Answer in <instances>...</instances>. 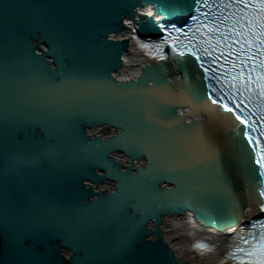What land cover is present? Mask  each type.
Segmentation results:
<instances>
[{
    "label": "water",
    "instance_id": "1",
    "mask_svg": "<svg viewBox=\"0 0 264 264\" xmlns=\"http://www.w3.org/2000/svg\"><path fill=\"white\" fill-rule=\"evenodd\" d=\"M192 3L0 0V264H187L166 215L190 212L192 235L248 221L258 170L208 97L226 85L171 50L115 72L134 34Z\"/></svg>",
    "mask_w": 264,
    "mask_h": 264
},
{
    "label": "snow or ice",
    "instance_id": "2",
    "mask_svg": "<svg viewBox=\"0 0 264 264\" xmlns=\"http://www.w3.org/2000/svg\"><path fill=\"white\" fill-rule=\"evenodd\" d=\"M205 0H195L196 11H200V5L204 4ZM247 7L257 8L260 12V20L262 21L259 24H255L254 21L249 20L247 23L250 25L247 32V37L242 39L245 36L244 33L239 32L237 30H233V34L235 37V44L239 45V56H246V59L240 60V71L236 72L231 76V80L234 81V84H230V87H236L239 85L240 88L247 90L249 92L255 91L258 92V98L264 101V60H260L259 64H256L257 57L260 55H264V0H258V2H253L251 4H246ZM191 19L193 21H198V16H192ZM206 28L209 32L219 31L218 29L211 28L206 24H200L197 28V31L200 29ZM255 29H258L256 31ZM135 31V29H133ZM184 35V39L188 42L185 43L184 40H180L178 38H174L172 32L164 37L159 43L149 44L141 42L137 39L138 46L143 49L147 55L152 56L154 59H167V54L163 51L165 46H168L172 52V54L179 56L181 58L186 55H191L199 62V67L203 69L205 73H208L210 69L205 67V64L201 58L197 54L196 50H193L192 40L189 39L187 33H183V30H179ZM226 47L231 48L232 44L229 43ZM253 48L259 49L258 52L253 54ZM205 55H213L212 52L204 49ZM232 53H229L231 55ZM228 63L232 64L233 71H235L237 65L235 61H229L227 56L223 57ZM213 63L216 62V58L214 57ZM251 64V67H248L247 71H245V66ZM257 67L260 71L257 73ZM257 73L256 75H253ZM227 75V73H226ZM207 79L216 80L217 77H206ZM207 88L210 90L208 93V97L211 99L213 104H218L225 112L232 113L235 118L240 121L241 125H245L246 127L243 129V133L246 136L248 143L251 145L253 151L255 152L254 163L259 166L261 174L264 175V144L260 143V137H253L251 132L257 131L256 121H252L249 119H244L241 117L240 112L243 111L241 108V104L237 103L234 107H230L227 103V100H234L235 97L221 96L216 87H213L211 83L207 85ZM239 91V88L237 89ZM215 94V95H213ZM219 96V99L216 97ZM250 99V97H249ZM260 107V105H258ZM260 123L264 124V115L260 116ZM251 129V132L249 131ZM260 136H264V131L260 132ZM259 196L261 199V210L264 211V186L259 189ZM252 228L257 229V231H252L249 229L248 236L242 237L240 244H238L234 251L231 253V257L233 260L237 262V264H264V222L254 221L252 223ZM246 245L247 247H245ZM198 251L204 252L209 250L207 245L203 243H195L192 246Z\"/></svg>",
    "mask_w": 264,
    "mask_h": 264
},
{
    "label": "bare ground",
    "instance_id": "3",
    "mask_svg": "<svg viewBox=\"0 0 264 264\" xmlns=\"http://www.w3.org/2000/svg\"><path fill=\"white\" fill-rule=\"evenodd\" d=\"M144 8L148 11L151 10V6L149 5ZM127 21L131 23L133 22L129 18H127ZM127 34H129L128 29L119 31L114 35L122 36ZM128 46V49L124 50L122 55L124 61L123 64L115 71L119 77L135 75L139 71V64L146 60L145 55L142 54L137 46H135L134 41H132ZM169 76H171L172 79L178 78L180 76L179 70L170 72ZM212 118L217 121H222V116L220 115L219 110L213 113ZM248 199L250 200V196ZM247 205L248 207L245 210L246 215L249 217L250 214L256 210V204H253L250 200ZM193 223H195V220H193L190 212L180 215H166V218L162 223L163 228H165L164 238H166L167 242L171 244V247H173L175 252L178 254L180 253L185 258L187 264H209L208 261L201 256V254H198L197 251L190 246L191 235H189L187 229ZM231 231L233 230H224V232L230 233ZM212 260L213 264H231L228 261H220L217 257H214Z\"/></svg>",
    "mask_w": 264,
    "mask_h": 264
}]
</instances>
